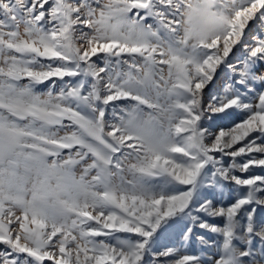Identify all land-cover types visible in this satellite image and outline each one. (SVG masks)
I'll return each mask as SVG.
<instances>
[{
  "label": "snow or ice",
  "instance_id": "obj_1",
  "mask_svg": "<svg viewBox=\"0 0 264 264\" xmlns=\"http://www.w3.org/2000/svg\"><path fill=\"white\" fill-rule=\"evenodd\" d=\"M0 264H264V0H0Z\"/></svg>",
  "mask_w": 264,
  "mask_h": 264
},
{
  "label": "rangeland",
  "instance_id": "obj_2",
  "mask_svg": "<svg viewBox=\"0 0 264 264\" xmlns=\"http://www.w3.org/2000/svg\"><path fill=\"white\" fill-rule=\"evenodd\" d=\"M252 31L256 32L258 31V25H253L252 26ZM227 79V76L225 73H220L218 79L216 80L215 84L212 87V91L216 92L218 91L221 86L224 84L225 80ZM235 120H239V116L234 117ZM232 123V120H225L223 121L224 125H230ZM211 127L214 129L216 127L215 124H212ZM179 232L180 229L179 227H173L172 229L169 230V232L165 235L163 238V242L167 244H174V245H179Z\"/></svg>",
  "mask_w": 264,
  "mask_h": 264
}]
</instances>
